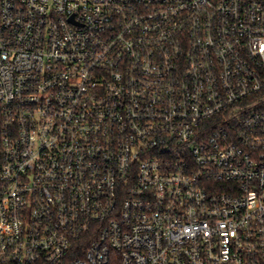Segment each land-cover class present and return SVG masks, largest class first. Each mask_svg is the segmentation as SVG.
<instances>
[{
  "label": "built area",
  "instance_id": "built-area-1",
  "mask_svg": "<svg viewBox=\"0 0 264 264\" xmlns=\"http://www.w3.org/2000/svg\"><path fill=\"white\" fill-rule=\"evenodd\" d=\"M0 264H264V0H0Z\"/></svg>",
  "mask_w": 264,
  "mask_h": 264
}]
</instances>
